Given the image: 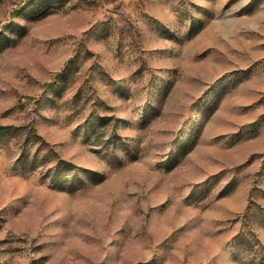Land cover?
<instances>
[{"label":"rangeland","instance_id":"374dc122","mask_svg":"<svg viewBox=\"0 0 264 264\" xmlns=\"http://www.w3.org/2000/svg\"><path fill=\"white\" fill-rule=\"evenodd\" d=\"M0 264H264V0H0Z\"/></svg>","mask_w":264,"mask_h":264}]
</instances>
